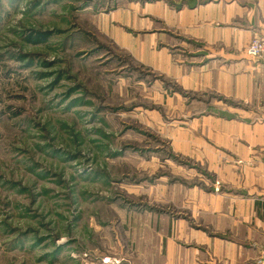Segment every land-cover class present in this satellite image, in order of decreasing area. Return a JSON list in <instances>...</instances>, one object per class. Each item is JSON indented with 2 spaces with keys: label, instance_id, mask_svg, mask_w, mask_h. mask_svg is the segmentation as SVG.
I'll return each mask as SVG.
<instances>
[{
  "label": "rangeland",
  "instance_id": "rangeland-1",
  "mask_svg": "<svg viewBox=\"0 0 264 264\" xmlns=\"http://www.w3.org/2000/svg\"><path fill=\"white\" fill-rule=\"evenodd\" d=\"M174 7L0 0V264H175L190 231L219 237L232 103Z\"/></svg>",
  "mask_w": 264,
  "mask_h": 264
},
{
  "label": "crops",
  "instance_id": "crops-1",
  "mask_svg": "<svg viewBox=\"0 0 264 264\" xmlns=\"http://www.w3.org/2000/svg\"><path fill=\"white\" fill-rule=\"evenodd\" d=\"M173 4L174 10H163L170 26L212 45L214 59L199 67L207 91L232 105L212 121L210 130L216 132L215 147L225 157L226 190L211 211L220 235L190 231L188 248H171L169 253L175 264H257L264 255V63L248 59L245 51L253 34L264 37V0Z\"/></svg>",
  "mask_w": 264,
  "mask_h": 264
},
{
  "label": "built area",
  "instance_id": "built-area-1",
  "mask_svg": "<svg viewBox=\"0 0 264 264\" xmlns=\"http://www.w3.org/2000/svg\"><path fill=\"white\" fill-rule=\"evenodd\" d=\"M245 54L249 59H258L264 62V37H253L246 47ZM262 164L264 165V155ZM258 263H264V255L261 256Z\"/></svg>",
  "mask_w": 264,
  "mask_h": 264
},
{
  "label": "trees",
  "instance_id": "trees-1",
  "mask_svg": "<svg viewBox=\"0 0 264 264\" xmlns=\"http://www.w3.org/2000/svg\"><path fill=\"white\" fill-rule=\"evenodd\" d=\"M28 38H29V40L31 39L30 36ZM44 39H45L44 36H41V35H36L35 36V42H42Z\"/></svg>",
  "mask_w": 264,
  "mask_h": 264
}]
</instances>
